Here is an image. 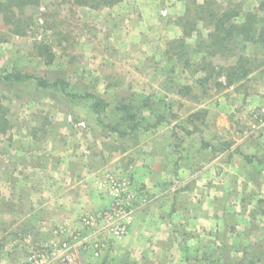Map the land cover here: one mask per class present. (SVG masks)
<instances>
[{
	"label": "crops",
	"instance_id": "0c3cea01",
	"mask_svg": "<svg viewBox=\"0 0 264 264\" xmlns=\"http://www.w3.org/2000/svg\"><path fill=\"white\" fill-rule=\"evenodd\" d=\"M160 1H141L145 19L160 20L155 13ZM180 29L176 28L177 38L184 34ZM186 66L185 62L184 93L177 95L183 102L181 109L169 117L168 105H161L158 112L165 118L159 124L127 123L135 117L126 108L133 96L128 94L125 101V94H118L112 124L99 123L76 133L67 123L56 137L33 142L30 135L24 138L26 148L17 172L2 178L8 185L5 194L16 197L15 205L10 202L13 213L20 216L0 223V264H22L32 246L51 247L54 263L63 245L79 241L84 231L81 217L112 202L110 173L128 179L135 191L154 199L138 207L142 201L138 197L124 239L113 241L106 233L99 236L108 239L106 254L138 263L147 259L158 264L159 259L188 264L202 257L205 264H264V215L258 208L264 196V135L250 141L231 139L234 130L229 122L238 102L230 97L242 95L245 108L252 109L264 104V87L253 97L247 93L250 90L231 84L234 88L219 98L218 109L211 108L184 91L198 85L195 77L188 79ZM248 77L261 81L264 71L259 68L243 79ZM214 101L207 98L206 102Z\"/></svg>",
	"mask_w": 264,
	"mask_h": 264
},
{
	"label": "rangeland",
	"instance_id": "374dc122",
	"mask_svg": "<svg viewBox=\"0 0 264 264\" xmlns=\"http://www.w3.org/2000/svg\"><path fill=\"white\" fill-rule=\"evenodd\" d=\"M2 1L4 0H0ZM141 1L122 0L113 6L92 8L78 6L73 0H41L37 9L30 10L34 12V24L20 27L22 30L19 33L9 28L5 15L0 13V76L19 72L41 77L48 82L64 79L68 81L72 92H95L102 95L108 103L98 115L91 105L94 102L92 99L67 96L60 88L40 87L35 79L23 82L0 79V104L4 106L0 113H4L10 121L6 133H0V223L6 220L17 221L20 216L13 213L10 202L13 200L15 205L16 197L5 194L8 185L3 183L2 178L11 172H17V164L20 162L18 159L22 158V151L26 148L24 138L26 140L28 135L33 142L60 135L59 130L67 123L76 133L91 125L106 122L112 124L118 94H125V101L129 99L128 94L133 96L126 108L132 110L135 117L129 118L131 122L126 119L127 123L133 122L135 126L145 127L159 124L165 118L158 112L161 105H168V115L174 117L183 103L177 95L184 93L181 90L186 86L183 84L186 78L182 69L186 60L194 63L188 67V79L195 77L198 85H190L191 89L184 88V91L189 95L195 94V100L199 101L201 98L202 104L218 109L219 104H222L219 98L228 94V88H234L226 83L223 72H216L208 77L212 72L198 66L202 51L206 49V41L209 42L210 29L205 22L198 23V29L193 33L195 36L192 34L193 36L183 37L184 45L179 42L181 37L177 38L179 34L176 33V28L184 30L181 18L194 0H161L155 11L160 20L156 22L145 19ZM204 1L200 0L199 3ZM215 1L222 6L228 4V0ZM234 2L241 6L242 12L253 10L258 5L257 0ZM242 19L237 18L238 22ZM237 46L236 51H229L231 58L223 60L224 64H231L230 61L234 63L239 55H243L250 60L249 73H254L259 68L264 71V42L254 44L243 41L238 42ZM171 47H174L175 52L166 51ZM206 58L215 59L211 56ZM236 84L245 92L250 90L247 93L256 97L257 89L264 87V79L256 82L249 78L233 85ZM243 91L241 92L244 93ZM207 98H215L217 101L209 105ZM230 98L238 101L233 108L235 116L229 118L234 130L231 139L250 141L258 135L263 136L264 104L250 109L245 108L247 101L242 95ZM195 100L193 101L196 102ZM203 109L209 110L208 107ZM107 110H110L109 113ZM58 112L62 114L56 118ZM203 112L205 114V110ZM52 124L53 129H49L48 126ZM8 161L13 164L11 167L6 165ZM258 208L263 216L264 196L260 198ZM8 212L12 213L9 215ZM40 248L52 250L49 246ZM105 250L106 247L98 257L82 247H73L68 253L72 264H157L147 262V259L138 263L127 257L116 258L106 254ZM30 255L31 250L28 259L22 264H33ZM220 256L224 258L222 253ZM64 257L63 254L58 255L54 263L51 262V257L47 264H65ZM84 257L89 261H84ZM202 259L190 260L189 263L205 264L206 259ZM157 261L158 264H181L173 260Z\"/></svg>",
	"mask_w": 264,
	"mask_h": 264
},
{
	"label": "trees",
	"instance_id": "16d2710c",
	"mask_svg": "<svg viewBox=\"0 0 264 264\" xmlns=\"http://www.w3.org/2000/svg\"><path fill=\"white\" fill-rule=\"evenodd\" d=\"M40 1L41 0H4L0 2V13L5 15L4 18L7 20L6 23L9 28L14 29L15 33H19L23 28L22 26L29 27L34 24V12L30 10L37 9L40 5ZM121 1L122 0H73V3L78 6L98 8L101 6H113ZM234 1L235 0H228V4L222 6L218 5L215 0H205L204 3H199L197 0H194L192 6L187 7L186 14L181 18V20L184 21V34L180 38L181 40L179 39V42H182V45H184L183 37L192 35L194 31H197L198 23L205 22V25L210 29L208 34L210 43L206 41V49H204L205 52L202 51V56H200L202 58L198 66L212 72L208 74V77L216 72H223L228 85L243 79L250 71V60L243 55H239L234 63L230 61L231 64H224L223 60L227 61L231 58L229 51H236L238 49V42L249 41L254 42V44L264 42V0H257L258 5L255 9L247 12H242L241 6ZM238 17L243 19L238 22ZM20 27L22 28L20 29ZM199 46L201 47V44ZM174 47L169 48L170 51L169 49L168 51L175 52ZM206 56H211L215 59H209L206 58ZM216 60L220 62H216ZM185 62L187 66L192 65L190 60H186ZM0 79L12 82H23L35 79L40 87L60 88L67 96L92 99L94 101L92 102V107L98 115L100 111L108 105L107 101L99 95L92 93L77 94L72 92L69 90L68 81L64 79L48 82L41 77L19 72H10L5 76H0ZM181 91H183V89ZM3 108L4 106L0 104V109ZM9 125V119L5 117L4 113H0V133H6Z\"/></svg>",
	"mask_w": 264,
	"mask_h": 264
},
{
	"label": "built area",
	"instance_id": "2783aa9c",
	"mask_svg": "<svg viewBox=\"0 0 264 264\" xmlns=\"http://www.w3.org/2000/svg\"><path fill=\"white\" fill-rule=\"evenodd\" d=\"M107 180L113 200L107 208L82 216L81 224L84 231L80 234L79 241L76 244H65L60 249V252L65 255V264H72L68 252L73 247H82L84 250H89L94 256H100L101 251L107 245V240L99 237L102 233H106L111 236V239L118 241L125 238L129 233L136 208L147 206L154 199L135 191L131 187V181L114 173L108 174ZM138 197L142 201L137 207L135 204L139 199ZM52 253L50 250L32 246L31 262L33 264H47Z\"/></svg>",
	"mask_w": 264,
	"mask_h": 264
}]
</instances>
